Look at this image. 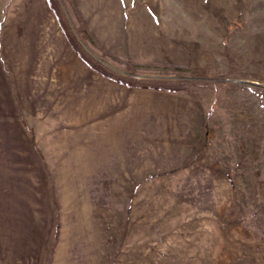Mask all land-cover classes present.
Returning <instances> with one entry per match:
<instances>
[{
	"label": "rangeland",
	"instance_id": "374dc122",
	"mask_svg": "<svg viewBox=\"0 0 264 264\" xmlns=\"http://www.w3.org/2000/svg\"><path fill=\"white\" fill-rule=\"evenodd\" d=\"M0 264H264V0H0Z\"/></svg>",
	"mask_w": 264,
	"mask_h": 264
},
{
	"label": "trees",
	"instance_id": "16d2710c",
	"mask_svg": "<svg viewBox=\"0 0 264 264\" xmlns=\"http://www.w3.org/2000/svg\"><path fill=\"white\" fill-rule=\"evenodd\" d=\"M79 33L82 34V38H83V39H87V38H88L87 33H86V30H79ZM10 142H11V141H10Z\"/></svg>",
	"mask_w": 264,
	"mask_h": 264
}]
</instances>
